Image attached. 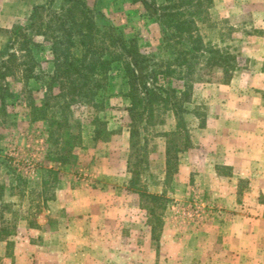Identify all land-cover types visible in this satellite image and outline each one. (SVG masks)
<instances>
[{"label":"rangeland","instance_id":"374dc122","mask_svg":"<svg viewBox=\"0 0 264 264\" xmlns=\"http://www.w3.org/2000/svg\"><path fill=\"white\" fill-rule=\"evenodd\" d=\"M47 1L0 0V50L14 27H28L32 7ZM86 2L126 40L135 41L141 54L164 56L160 28L141 3ZM64 5L63 0H55L54 11ZM45 15L39 20L43 26ZM208 23L202 30L208 40L236 47L250 63L229 85L219 82V71L206 75L209 81L195 85L194 101L186 108L197 109L206 119L205 127L209 118L219 113L264 114V0H216ZM23 34L14 45L16 66L8 78L11 97L0 123V264H53L60 256L79 264H245L236 261L245 255L250 262L258 252L256 244L239 241L229 247L221 228L230 220L255 223L261 217L264 190L260 181L251 176L255 180L252 191L258 188L260 192L257 197L251 194L248 177L227 180L224 175L231 173L227 168L218 170L222 179L215 181L207 176L198 181L193 171L179 172L178 168L177 173L166 176V142L173 150L181 146V137L161 136L175 130L172 113L160 115L163 123L147 133L146 153L131 151L128 101L123 98L126 87L120 67L113 65L108 74L110 96L101 108L80 102L63 104L54 97L61 81H52L55 60L50 42L29 30ZM73 52L76 57L81 55ZM29 68L32 71L28 73ZM43 100L49 102L57 121L68 116L70 134L81 138L69 153L63 149V141L61 145L55 142L61 134H55V124L49 136L46 123L31 121L30 104L40 105ZM186 121L192 139L203 129L201 121L191 114ZM100 123L106 131L94 140V125ZM56 156H65L68 163L61 165ZM139 158L143 162H138ZM177 158L179 164L183 155L179 153ZM131 173L136 174L132 188ZM72 191L83 199L79 214L70 217L59 206L69 205L65 196ZM59 194H63L61 204L57 202ZM149 194L158 197H147ZM218 194L234 196V200L220 203ZM193 205L200 207L198 219L187 215ZM21 221L27 222L28 229L19 231ZM68 224L79 232L64 236L61 230ZM151 224L156 229L155 240L151 229L149 232Z\"/></svg>","mask_w":264,"mask_h":264},{"label":"trees","instance_id":"16d2710c","mask_svg":"<svg viewBox=\"0 0 264 264\" xmlns=\"http://www.w3.org/2000/svg\"><path fill=\"white\" fill-rule=\"evenodd\" d=\"M215 1L132 0L133 3H141L145 14L160 28L164 54L161 58L141 54L135 41L126 40L102 13L90 8L86 0H63L67 6H61L58 11L53 8L55 0L33 6L28 17V27H14L9 32L7 45L0 50V123L6 116V101L11 97L8 78L16 66L17 51L14 45L19 37L25 35L23 32L29 30L50 42L55 60L52 81H61L59 93L54 97L63 104L80 102L101 108L110 96L107 88L108 74L113 65L120 67L126 87L123 98L128 101L126 111L130 120L131 151L137 153L138 150H144L146 153L149 142L147 133L163 123L159 120L160 115L172 113L175 130L161 136L166 139L169 136L181 137V146H175L173 150L167 140L165 148V174L169 176L170 172L177 173V155L192 145L186 116H195L201 121L200 127L205 128L206 119L201 118L197 109L189 111L186 108L187 104L194 101L195 85L209 81L204 77L214 71L221 74V84L229 85L235 74L247 69L250 63V59L243 56L236 47L220 46L203 34V27L209 26L210 11ZM44 14L47 21L43 26L39 20ZM97 19L104 23L99 24ZM75 50L80 51L79 57L73 52ZM27 56L30 58V53ZM26 71L29 73L32 68ZM30 77L32 74L26 78ZM29 107L31 121L46 123L49 136L55 124V134L61 132L56 135L55 142L61 145L63 141L66 152L69 153L81 143L79 135L70 134L68 116L63 121H57L50 113L51 106L47 100H43L40 105L31 103ZM102 125H94V140L100 139L105 133ZM71 140L74 142L71 143ZM56 157L55 161L61 165L68 163L65 156ZM140 158L138 162H143ZM131 175L129 187L132 188L136 174ZM147 197L158 196L149 194ZM155 230L151 224L154 240Z\"/></svg>","mask_w":264,"mask_h":264},{"label":"crops","instance_id":"0c3cea01","mask_svg":"<svg viewBox=\"0 0 264 264\" xmlns=\"http://www.w3.org/2000/svg\"><path fill=\"white\" fill-rule=\"evenodd\" d=\"M208 121L209 124L205 128L194 133L196 136L191 139L192 147L184 151V153H180V155H183V158L179 159L178 171L181 172L185 169L193 171L194 178L198 181H203L205 176H207V179L215 177L213 179L215 181L216 178L222 177L221 174L219 175L218 170L220 168H227L231 172L224 175L227 180L232 179L233 176L240 179L248 177V185L251 186L252 191L255 181L252 180L251 176H253L257 181H260L259 183L264 190V114L255 111L247 113L230 111L219 113L217 116H211ZM163 156L165 163V153ZM254 191L250 193L256 194L257 197L260 196L258 188ZM59 195L57 196L58 200L55 199L61 204V196L63 194ZM217 196L220 203L224 202L223 200H234V196L229 197L228 195L220 194ZM65 197H67L66 201L69 202V205L66 207L60 205L59 208L65 209V212H63L65 216H77L80 212L78 207L83 197H81L80 193L73 191ZM100 216L101 220H103L102 213H100ZM249 221L245 219L238 222L230 220L221 228L222 238L226 240L229 247L232 245V242L255 243L258 252L250 259V262H248L249 258H246L247 255L238 258L236 261L245 264H264V206L261 210V217L255 223ZM19 228V231L28 229L27 222L23 221ZM150 229L151 226L149 232ZM61 231H63L64 236H68L65 234L72 235L79 232L73 224H68ZM53 264H79V262H71L65 257L60 256L53 261Z\"/></svg>","mask_w":264,"mask_h":264},{"label":"built area","instance_id":"2783aa9c","mask_svg":"<svg viewBox=\"0 0 264 264\" xmlns=\"http://www.w3.org/2000/svg\"><path fill=\"white\" fill-rule=\"evenodd\" d=\"M187 215L190 217H195L196 219L200 218V216L202 215L200 207L193 205V208L187 213Z\"/></svg>","mask_w":264,"mask_h":264}]
</instances>
